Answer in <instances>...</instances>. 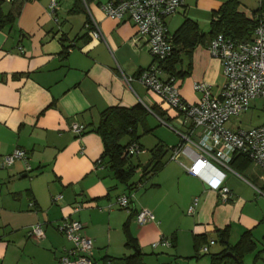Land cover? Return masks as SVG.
<instances>
[{
	"label": "crops",
	"instance_id": "1",
	"mask_svg": "<svg viewBox=\"0 0 264 264\" xmlns=\"http://www.w3.org/2000/svg\"><path fill=\"white\" fill-rule=\"evenodd\" d=\"M106 1L85 5L78 0L26 1L13 22L0 28V264H57L71 247L57 229L64 217L83 224L82 234L93 242L92 264H123L134 253L125 247V224L142 264H210L211 255L224 248L217 234L223 229L231 246L250 231L255 247L241 262L264 264V171L249 164L234 170L237 176L220 168L230 192L226 202L179 162L171 161L169 151L158 173L141 176L151 158L149 150L158 143L166 148L181 144L180 134H187V128L183 116L167 109L145 86L136 80L128 86L122 80L121 73L134 77L153 58L131 22L105 17L100 7ZM224 1L184 0L166 19L168 33L172 36L186 18L208 33L211 14ZM52 2L57 4L53 11ZM238 2V10L249 19L260 6V0ZM0 8L6 15L16 7L5 1ZM90 15L102 40L85 28ZM187 62L183 57L180 69ZM194 83L208 84L213 93L224 83L220 63L206 45L194 48L189 74L176 79L189 104L199 99ZM136 104L158 124L151 125L145 117L144 127L137 129L141 151L135 164L140 171H135L129 190L100 163L103 144L94 129L107 108ZM151 108L164 113L163 121ZM71 122L84 131L72 133ZM144 129L152 132L145 134ZM16 149L26 152L29 171L20 160L2 167L1 157ZM58 195L61 199L53 202ZM122 195L130 197L128 208L116 206ZM194 199L197 206L189 215ZM140 209H148L154 220L139 225L135 218ZM37 224L44 233L40 239L28 235ZM200 236L206 240L203 244L214 241L204 254L194 245ZM162 238L172 239L173 245L152 247Z\"/></svg>",
	"mask_w": 264,
	"mask_h": 264
},
{
	"label": "built area",
	"instance_id": "2",
	"mask_svg": "<svg viewBox=\"0 0 264 264\" xmlns=\"http://www.w3.org/2000/svg\"><path fill=\"white\" fill-rule=\"evenodd\" d=\"M13 2V0H6ZM184 0H107L101 5L105 17L113 21H129L136 28L137 35L144 39L148 52L153 58L152 64L140 71L136 76H125L122 80L129 86L133 80L138 81L149 91L160 98L167 109L183 116L187 134H180L182 143L171 149L170 160L179 162L190 175L196 176L209 188L217 191L220 200H229V189L223 185L225 173L221 170L237 173L230 168L234 153L244 155L251 165L264 171V123L251 129H230L227 122L244 113L251 100L264 98V12L252 15L256 26L248 41H238L223 35H217L208 44L207 49L212 58L219 61L224 83L217 93L205 83H194L193 90L199 94L196 103H186L178 90L176 80L166 75L160 63L168 58L173 50L171 35L167 31L166 19L173 15ZM85 5V2L83 0ZM56 3L50 4L54 10ZM85 28L94 39L102 40L98 23L90 17ZM70 131L80 134L82 125L71 122ZM136 143L128 146L129 155H137ZM182 158L190 161L188 166L181 162ZM22 161L25 170L29 171L27 154L16 149L1 157L2 167H10L15 161ZM221 168V169H220ZM238 176V175H237ZM61 199V195L53 198V202ZM130 197L122 195L116 199L118 208H128ZM197 206V199L187 209L191 215ZM75 206L73 211H77ZM136 222L145 225L154 220L148 209H140L136 214ZM58 231L71 247L65 249L57 264H92L93 242L82 234L83 224L78 220L64 217L58 225ZM40 224L29 228L28 235L36 239L43 237ZM214 241H209L199 249L206 253ZM169 248L168 239H160L152 247ZM106 264H110L108 261Z\"/></svg>",
	"mask_w": 264,
	"mask_h": 264
},
{
	"label": "trees",
	"instance_id": "3",
	"mask_svg": "<svg viewBox=\"0 0 264 264\" xmlns=\"http://www.w3.org/2000/svg\"><path fill=\"white\" fill-rule=\"evenodd\" d=\"M6 0H0V7ZM30 0H13L11 5H14L13 12L4 15L0 8V28L11 24L14 20V13L18 12L20 6ZM91 0H84L85 3ZM82 2L83 0H78ZM238 0L224 1L218 10L213 11L209 23L208 33H203L199 30L197 23L192 20L184 19L181 26L171 36L173 50L171 55L160 63L162 71L169 77L175 80L186 77L190 70V60L193 50L198 45L208 46L209 42L217 35L238 40L248 41L251 39L256 26V21L247 18L239 10ZM72 12H74L72 10ZM264 12V0H260V6L253 13L258 14ZM68 48V47H67ZM67 48L64 50L67 51ZM186 57L188 62L185 69H180L182 58ZM150 111L163 121L164 113L157 108H151ZM147 115L145 108L141 104H136L130 108L113 106L109 107L101 113L100 121L94 131L100 136L103 151L100 156V163H103L114 178L124 184L129 190L133 184H129L135 174L137 166L131 162L132 155H129L127 148L132 143H138L140 135L137 134L138 127H144V119ZM152 129H144L143 133H150ZM126 137V143H120L122 138ZM138 145V144H137ZM139 147V145H138ZM171 148H166L162 143L156 144L149 150L151 158L149 166L142 171L141 176L147 174L158 173L166 163V155ZM139 149H141L139 147ZM250 161L244 155L234 153L230 162V167L238 171L239 167H247ZM125 237V247L134 249V253L125 258L123 264H142V254L139 252L136 243L130 236L127 224L123 228ZM218 242L224 248L210 257V264H242V258L253 251L255 243L253 242L250 231H245L238 242L231 246L227 243V229L218 230ZM171 246L173 240H170ZM195 248L198 250L206 242L203 236L195 237ZM203 245H200V244ZM208 243V242H207ZM206 243V244H207Z\"/></svg>",
	"mask_w": 264,
	"mask_h": 264
},
{
	"label": "rangeland",
	"instance_id": "4",
	"mask_svg": "<svg viewBox=\"0 0 264 264\" xmlns=\"http://www.w3.org/2000/svg\"><path fill=\"white\" fill-rule=\"evenodd\" d=\"M158 97V96H157ZM146 119L150 122L151 125H157L156 119H154L152 116L149 117L148 115L145 116ZM264 123V98H257L254 100H251L249 102L248 109L242 113L241 115L237 117H233L230 119V121L226 124L227 126H233L234 129H251L257 125H260ZM140 127V126H139ZM157 130V129H156ZM155 131V130H154ZM158 134V133H156ZM147 135H145L144 138H146ZM127 138L124 137L120 140V143H126ZM148 154H150L148 152ZM137 160V157L134 155L131 158V162L133 163L134 166H139L138 164H135ZM183 162L185 161L184 159H181ZM137 170V168H136ZM135 170V171H136ZM140 170H137L136 172L139 173ZM207 257V255L203 256ZM153 261H149L148 264H152ZM147 264V262H146ZM178 264H182V262H178Z\"/></svg>",
	"mask_w": 264,
	"mask_h": 264
},
{
	"label": "water",
	"instance_id": "5",
	"mask_svg": "<svg viewBox=\"0 0 264 264\" xmlns=\"http://www.w3.org/2000/svg\"><path fill=\"white\" fill-rule=\"evenodd\" d=\"M149 166V164H146L144 167H142V171H144L147 167Z\"/></svg>",
	"mask_w": 264,
	"mask_h": 264
}]
</instances>
